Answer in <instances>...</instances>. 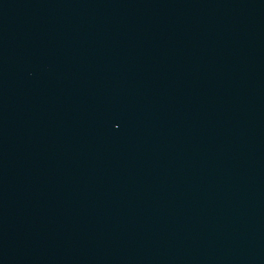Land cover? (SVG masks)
<instances>
[{"label":"water","instance_id":"1","mask_svg":"<svg viewBox=\"0 0 264 264\" xmlns=\"http://www.w3.org/2000/svg\"><path fill=\"white\" fill-rule=\"evenodd\" d=\"M0 264H264V0H0Z\"/></svg>","mask_w":264,"mask_h":264}]
</instances>
